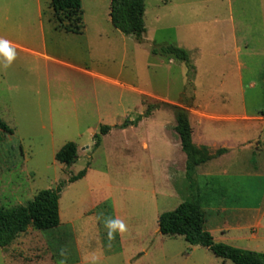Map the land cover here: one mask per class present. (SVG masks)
I'll return each mask as SVG.
<instances>
[{"label":"rangeland","instance_id":"rangeland-1","mask_svg":"<svg viewBox=\"0 0 264 264\" xmlns=\"http://www.w3.org/2000/svg\"><path fill=\"white\" fill-rule=\"evenodd\" d=\"M109 5L81 0L84 31L73 35L55 28L50 0H0V121L12 130H0V208L65 183L59 227L29 228L0 247V264H233L158 232V216L189 195L185 155L167 141L178 139L171 109L112 128L95 146L101 126L157 102L186 109L193 144L213 157L193 178L214 242L264 253V231L236 224L264 210V0H144L141 42L112 27ZM170 45L194 71L152 53ZM232 135L243 151L219 163ZM68 142L77 147L69 166L55 160ZM220 205L231 211L215 217Z\"/></svg>","mask_w":264,"mask_h":264},{"label":"trees","instance_id":"trees-1","mask_svg":"<svg viewBox=\"0 0 264 264\" xmlns=\"http://www.w3.org/2000/svg\"><path fill=\"white\" fill-rule=\"evenodd\" d=\"M50 7L55 18V28L68 34L81 35L84 31L81 0H50ZM144 0H110L109 19L112 27L125 36H132L141 42L146 29L144 25ZM163 57H170L186 64L189 73L194 71L188 53L175 46H165L159 51H152ZM169 108L174 113V131L180 142V149L185 155V178L188 182L189 195L173 211L158 216V232L165 236H181L191 246H200L210 251L221 260L233 264H264V253L235 248L224 243H216L206 230L205 213L196 195L194 174L196 170L213 159L206 147L198 148L192 142V128L188 111L180 106L157 102L146 106L144 112L135 119L115 126L103 125L95 135V146L101 142V136L108 134L112 128L136 127L143 119L151 116L157 109ZM264 115V110L261 112ZM0 130L12 134V130L0 121ZM227 150H218L215 157ZM77 159V147L74 143L64 144L56 153L55 160L64 165H72ZM85 170L68 179V183L82 179ZM39 191L25 205L0 208V247L9 246L18 235L29 228L37 231L56 229L60 225L59 199L62 187Z\"/></svg>","mask_w":264,"mask_h":264},{"label":"crops","instance_id":"crops-1","mask_svg":"<svg viewBox=\"0 0 264 264\" xmlns=\"http://www.w3.org/2000/svg\"><path fill=\"white\" fill-rule=\"evenodd\" d=\"M234 43H233V46L235 48H237V43H236V40L234 39ZM237 51L240 52V49L237 48ZM47 59H50L49 57L45 56ZM54 61L58 62L57 60L54 59ZM68 66H71L72 68H74L75 70L83 73V74H86V75H89L91 77H97L99 78L100 75L93 72V71H89L88 69H84V68H81V67H75V66H72V65H68ZM167 141L170 143V148H173L175 150L177 149H180V142H179V139L176 140V142L174 143L173 141H171L170 139L167 138ZM192 142L194 143V138H193V135H192ZM226 143L227 142H230V148L227 150L226 153H224L223 155L217 157V161H219V163L225 161L226 162H229V163H233V160L236 159V156L238 157V153L243 151L242 150V143L244 142V138H240L237 136V135H232L229 140L225 141ZM145 148H146V145H144ZM214 161V160H212ZM211 161V162H212ZM231 163V164H232ZM235 163V162H234ZM207 164V163H206ZM202 165L200 166L198 169H197V173L198 171L201 170L202 167H205V165ZM232 165L230 166L229 169H231ZM223 173L226 174V170L227 168H223ZM222 173V174H223ZM86 176V175H85ZM84 176V178H85ZM212 210H213V213L212 215H214L215 217L216 216H220V215H226L229 213V208L225 207L224 205H220V206H217V207H212ZM252 212H255V215L253 218H249L247 217V214H242V217L239 218V220H237V225H238V229L242 232H247L249 227L251 226H254L257 230V234L261 231H264V226L262 225V222H261V218L264 217V210H261L260 208H256V209H253ZM249 215V214H248ZM214 217V218H215ZM207 225L205 224V227ZM211 228L215 227L216 228V232L220 233V234H223L224 232H226V228L227 227H222L220 226L218 223H217V218H215L212 222V224L210 225ZM206 230L208 231V227H206ZM209 232V231H208ZM256 234V235H257ZM245 236H241L238 240H244ZM247 237V236H246Z\"/></svg>","mask_w":264,"mask_h":264}]
</instances>
